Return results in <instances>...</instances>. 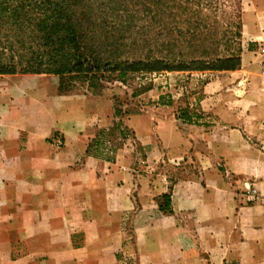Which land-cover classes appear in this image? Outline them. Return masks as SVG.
<instances>
[{
    "label": "crops",
    "instance_id": "0c3cea01",
    "mask_svg": "<svg viewBox=\"0 0 264 264\" xmlns=\"http://www.w3.org/2000/svg\"><path fill=\"white\" fill-rule=\"evenodd\" d=\"M249 2L243 35L264 39V0ZM29 76L0 75V264H264V161L231 169H247L254 201L222 177L205 187L177 181L163 213L156 195L166 187L85 154L111 102L60 95L55 82ZM249 128L232 135L245 141ZM132 181L142 190L135 211Z\"/></svg>",
    "mask_w": 264,
    "mask_h": 264
},
{
    "label": "rangeland",
    "instance_id": "374dc122",
    "mask_svg": "<svg viewBox=\"0 0 264 264\" xmlns=\"http://www.w3.org/2000/svg\"><path fill=\"white\" fill-rule=\"evenodd\" d=\"M249 1L201 0L203 5L206 2L204 60L211 62L217 56H224L239 48L241 62L235 70L142 72L131 74L124 83L106 82L99 92L77 84L67 94L111 102L112 111L104 120V126L98 128H107L121 120L137 134V141L134 142L130 137L118 139L114 144L118 150L110 162L117 158V164L127 167L134 179L143 183L151 180L156 183L157 190L166 187L164 193L156 195L158 204L163 202L161 196L169 193L177 181L195 182L205 187L206 180L222 177L234 192L246 195L245 199L250 196L247 201H254L259 193L252 184L254 180L246 176L247 169L242 171L243 174L231 171L238 168V161H264V76L261 74L258 55V47L264 43V39L246 41V35H243ZM137 6L140 9V5ZM141 12L140 9L139 16ZM138 26L144 27L141 23ZM179 26L185 28L186 25L181 23ZM131 38L148 43L142 44L139 48L141 52L135 55L128 53V56L136 58L149 50L153 56H162L166 52L165 48L154 42L156 36L149 28H135ZM184 46L183 42L177 44L174 52L182 50ZM185 49L189 51V48ZM128 50L131 52L132 47ZM29 78L36 81L51 80L57 84V78L51 75H30ZM211 81L217 82L206 87L205 91L203 85L206 83L207 86ZM36 96L45 98L46 94L38 92ZM114 98H117V102ZM116 106L124 113L122 116L116 115ZM184 111L189 112L188 118L182 115ZM145 112L153 115L150 121L140 118L136 128L126 123V117ZM246 127H250L253 134L244 135L245 141L232 135L234 129ZM97 150L92 149V153L100 157L113 155L105 147ZM100 157L96 159H102ZM128 190L134 197L131 211H135L139 206L137 197L142 190L135 181H132Z\"/></svg>",
    "mask_w": 264,
    "mask_h": 264
},
{
    "label": "trees",
    "instance_id": "16d2710c",
    "mask_svg": "<svg viewBox=\"0 0 264 264\" xmlns=\"http://www.w3.org/2000/svg\"><path fill=\"white\" fill-rule=\"evenodd\" d=\"M137 5L143 11L140 16ZM204 5L201 0H0V75L55 76L57 92L67 95L77 84L99 92L106 82L124 83L135 73L233 71L240 66L239 48L211 62L204 60ZM181 23L185 28H180ZM135 28L154 31V42L166 52L153 56L149 50L136 58L128 56L141 52L142 44L148 43L131 38ZM182 42V50L174 52ZM115 113L124 114L118 106ZM188 113L182 115L188 118ZM128 137L137 141L134 131L121 120L98 128L85 154L100 157L92 149L97 152L105 147L113 155L100 158L112 161L118 150L114 144ZM161 198L160 211L171 213L170 193Z\"/></svg>",
    "mask_w": 264,
    "mask_h": 264
},
{
    "label": "built area",
    "instance_id": "2783aa9c",
    "mask_svg": "<svg viewBox=\"0 0 264 264\" xmlns=\"http://www.w3.org/2000/svg\"><path fill=\"white\" fill-rule=\"evenodd\" d=\"M258 55L260 57V70L261 74L264 76V43L258 47Z\"/></svg>",
    "mask_w": 264,
    "mask_h": 264
}]
</instances>
